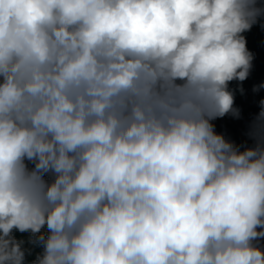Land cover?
<instances>
[{
    "label": "clouds",
    "instance_id": "1",
    "mask_svg": "<svg viewBox=\"0 0 264 264\" xmlns=\"http://www.w3.org/2000/svg\"><path fill=\"white\" fill-rule=\"evenodd\" d=\"M264 0H0V264H264ZM264 90V81L252 91Z\"/></svg>",
    "mask_w": 264,
    "mask_h": 264
},
{
    "label": "trees",
    "instance_id": "2",
    "mask_svg": "<svg viewBox=\"0 0 264 264\" xmlns=\"http://www.w3.org/2000/svg\"><path fill=\"white\" fill-rule=\"evenodd\" d=\"M248 40V47L255 53L253 68L249 78L243 82L244 93L241 94L238 90V82H232L230 87L236 89V106L241 109L243 120L236 121L230 117H225L222 120L216 121L217 130L224 131L238 143L243 137L240 135V130L245 121L252 114L259 111V100L264 97V90L259 93L252 91L253 86L264 81V29L256 25L248 33H245Z\"/></svg>",
    "mask_w": 264,
    "mask_h": 264
}]
</instances>
